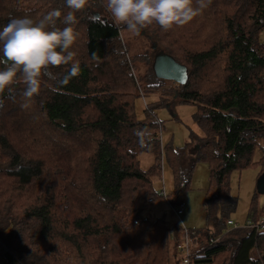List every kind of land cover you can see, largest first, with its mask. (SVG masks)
Listing matches in <instances>:
<instances>
[{"label": "trees", "instance_id": "1", "mask_svg": "<svg viewBox=\"0 0 264 264\" xmlns=\"http://www.w3.org/2000/svg\"><path fill=\"white\" fill-rule=\"evenodd\" d=\"M106 3L88 0L67 25L66 0H0V30L11 19L39 22L60 10L55 27L74 29L70 50L80 66L64 85L59 80L70 65L50 68L56 78L41 77L26 109L22 81L0 94V264H172L173 257L182 264L181 237L143 211L185 193L196 160L209 164L207 238L219 240L191 253L189 264H264V229L227 225L236 207L230 172L264 169V0H211L183 26L148 25L140 31L156 49L132 56L121 37L126 26L116 24ZM158 51L186 66L184 85L155 77ZM137 61L147 66L143 75ZM154 92L197 106L202 136L195 155L161 148L153 107L162 100L145 103L143 117L136 116L135 99ZM162 150L174 182L169 195L154 187ZM143 152L155 155L146 169ZM258 217L253 199L248 218Z\"/></svg>", "mask_w": 264, "mask_h": 264}, {"label": "rangeland", "instance_id": "2", "mask_svg": "<svg viewBox=\"0 0 264 264\" xmlns=\"http://www.w3.org/2000/svg\"><path fill=\"white\" fill-rule=\"evenodd\" d=\"M121 37L126 45L128 54L146 53L152 48L150 40L145 36L144 32L134 34L127 27L121 28ZM259 39L264 41V30L259 34ZM154 56V55H153ZM137 72L143 75L147 66L143 62H135ZM174 82V81H173ZM175 83V82H174ZM171 83L166 84L170 85ZM173 98V99H171ZM162 100V103L153 107V111L161 121L160 127V144L161 148L169 144L173 150L184 153L188 158L193 146L197 143V139L202 136L199 126L195 122V114L197 106L191 103H182L174 94L172 97L160 95L158 93L147 94L135 99L134 111L138 118L144 115L145 103H152ZM159 103V102H158ZM159 133V131H158ZM159 137V136H158ZM261 151L256 149L254 152V161L259 159ZM154 153H139L138 159L143 169L148 168L154 159ZM162 161V177L157 179L154 187L157 191L164 192L169 195L173 189L174 182L172 172L165 160L163 150L160 161ZM264 174V169L259 164H252L242 169H235L229 174L230 193L236 198V207L230 213V218L238 227L244 226L248 219L250 204L255 199L257 213L259 216L264 215V192H261L258 182ZM209 164L205 161H195L191 176L189 189L176 199L162 198L154 204L144 209V215L149 218L162 217L166 225L171 230V235H179L182 240L184 228L189 234V248L194 252L199 247L207 243V232H211V223L206 218L204 209L205 191L209 186ZM182 202L184 207L182 213L177 217L173 213L174 206L172 204ZM232 229L231 226H228ZM259 254V252L257 253ZM183 254H179V258ZM175 257L172 258V264H175Z\"/></svg>", "mask_w": 264, "mask_h": 264}, {"label": "clouds", "instance_id": "3", "mask_svg": "<svg viewBox=\"0 0 264 264\" xmlns=\"http://www.w3.org/2000/svg\"><path fill=\"white\" fill-rule=\"evenodd\" d=\"M210 3L211 0H197L198 6L193 7V0H107L106 7L116 24L139 34L153 23L165 31L183 26ZM66 4L72 11L64 17V23L71 25L75 23L74 12L85 8L88 0H66ZM60 16V10H52L39 22L11 19L0 30V65L4 66L0 70V94L6 89L11 93L12 86L22 81L25 85L22 108H28L34 95L39 94L42 76L56 78L50 68L70 65L67 74L59 80L62 85L80 73L76 53L70 50L77 34L71 26L62 30L55 27ZM50 25L52 30H48Z\"/></svg>", "mask_w": 264, "mask_h": 264}, {"label": "water", "instance_id": "4", "mask_svg": "<svg viewBox=\"0 0 264 264\" xmlns=\"http://www.w3.org/2000/svg\"><path fill=\"white\" fill-rule=\"evenodd\" d=\"M95 17H98V13L95 12ZM144 31L142 30L141 33ZM152 49H156V45L152 46ZM152 70L156 78L162 80H171L180 85H184L188 79L186 66L178 63L172 56L164 51H158L153 56ZM199 149V144L196 143L191 151H188L190 155H195ZM258 186L260 191L264 192V174L260 177Z\"/></svg>", "mask_w": 264, "mask_h": 264}, {"label": "built area", "instance_id": "5", "mask_svg": "<svg viewBox=\"0 0 264 264\" xmlns=\"http://www.w3.org/2000/svg\"><path fill=\"white\" fill-rule=\"evenodd\" d=\"M159 139H160V129H159V133H158ZM159 167L160 169L162 168V161L159 162ZM162 194H165L163 191L161 192ZM183 203L182 202H176L174 208H173V213L179 217V215L182 213L183 210ZM227 225L231 226L232 229L234 228H248L253 230L255 233H258L260 231H262L264 229V215L259 216L256 219H250L248 218L244 224V226L242 227H238L236 223H234L231 219L227 220ZM219 240V236L217 237H212L210 236L208 238L207 244L211 245L216 243ZM189 234H188V230H186L184 228V234L182 236V240L181 242L178 243L177 245V249L181 252L182 255V264H189V259H190V255H191V250L189 248Z\"/></svg>", "mask_w": 264, "mask_h": 264}, {"label": "crops", "instance_id": "6", "mask_svg": "<svg viewBox=\"0 0 264 264\" xmlns=\"http://www.w3.org/2000/svg\"><path fill=\"white\" fill-rule=\"evenodd\" d=\"M192 252V251H191ZM193 253V252H192Z\"/></svg>", "mask_w": 264, "mask_h": 264}]
</instances>
